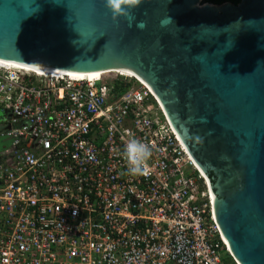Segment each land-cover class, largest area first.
I'll return each mask as SVG.
<instances>
[{"label": "built area", "instance_id": "obj_1", "mask_svg": "<svg viewBox=\"0 0 264 264\" xmlns=\"http://www.w3.org/2000/svg\"><path fill=\"white\" fill-rule=\"evenodd\" d=\"M122 79L0 65V264H237L209 180L149 89ZM133 136L153 148L141 177L121 155Z\"/></svg>", "mask_w": 264, "mask_h": 264}, {"label": "water", "instance_id": "obj_2", "mask_svg": "<svg viewBox=\"0 0 264 264\" xmlns=\"http://www.w3.org/2000/svg\"><path fill=\"white\" fill-rule=\"evenodd\" d=\"M132 15L114 22L105 0H0V60L132 71L209 180L235 262L264 264V0H144Z\"/></svg>", "mask_w": 264, "mask_h": 264}, {"label": "clouds", "instance_id": "obj_3", "mask_svg": "<svg viewBox=\"0 0 264 264\" xmlns=\"http://www.w3.org/2000/svg\"><path fill=\"white\" fill-rule=\"evenodd\" d=\"M144 0H105L106 9L112 14L114 22L123 18L134 20L133 10L139 8ZM121 155L126 164V175L141 177L147 174L153 156V148L135 136L123 145Z\"/></svg>", "mask_w": 264, "mask_h": 264}, {"label": "bare ground", "instance_id": "obj_4", "mask_svg": "<svg viewBox=\"0 0 264 264\" xmlns=\"http://www.w3.org/2000/svg\"><path fill=\"white\" fill-rule=\"evenodd\" d=\"M0 65L5 66V67H11V68L27 71L30 73H34L36 75H48V76L51 75V76H55V77L56 76H65V77H68L70 79H76V80H101V79H103L102 76H105L107 74H109V75L110 74H116L122 78L135 79L136 81H138L139 83L144 85L147 89H149V91L152 93V95L154 96V98L157 100L158 104L162 108V105H161L160 101L158 100V98L156 97L153 90L144 81H142L137 75H135L130 70L122 69V70H112V71H104V72H98L97 71V72L84 73V72H74V71H67V70L63 71V70L54 69V68H47V67L31 66V65H27V64L9 62V61H3V60H0ZM197 168H198V171L200 172V174L206 178L203 171L199 167H197ZM211 198H212V195H211ZM224 242H225V245L227 246L229 252L231 253L230 248H229L225 239H224Z\"/></svg>", "mask_w": 264, "mask_h": 264}, {"label": "trees", "instance_id": "obj_5", "mask_svg": "<svg viewBox=\"0 0 264 264\" xmlns=\"http://www.w3.org/2000/svg\"><path fill=\"white\" fill-rule=\"evenodd\" d=\"M241 2L242 0H201V5L209 4L214 6H222L226 3H229L233 6H238ZM114 90L117 93L121 91L117 86L114 87ZM222 261L224 264H233L232 259L228 255H224Z\"/></svg>", "mask_w": 264, "mask_h": 264}, {"label": "rangeland", "instance_id": "obj_6", "mask_svg": "<svg viewBox=\"0 0 264 264\" xmlns=\"http://www.w3.org/2000/svg\"><path fill=\"white\" fill-rule=\"evenodd\" d=\"M102 77H103V79H107L108 80L107 82H109V83L115 81V79H120V81H123V79L116 76V74H110V75L107 74V75L102 76ZM125 81H127V82L130 81V82H128L130 86L137 87V84L134 82V80L132 81V79H127ZM4 129L5 128H4L3 117L0 114V135L3 133ZM7 141L8 140L6 138L0 136V146H2V144H6ZM233 264H235V263L233 262Z\"/></svg>", "mask_w": 264, "mask_h": 264}]
</instances>
